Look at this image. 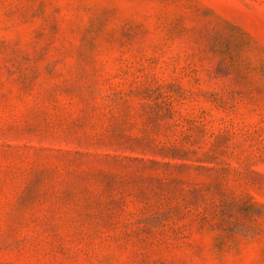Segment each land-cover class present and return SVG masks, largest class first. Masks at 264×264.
I'll return each mask as SVG.
<instances>
[{"label": "rangeland", "instance_id": "1", "mask_svg": "<svg viewBox=\"0 0 264 264\" xmlns=\"http://www.w3.org/2000/svg\"><path fill=\"white\" fill-rule=\"evenodd\" d=\"M0 264H264V0H0Z\"/></svg>", "mask_w": 264, "mask_h": 264}]
</instances>
